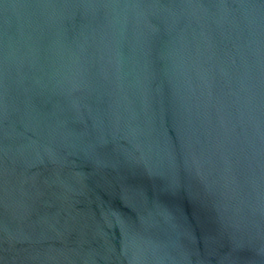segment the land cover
<instances>
[{
	"label": "water",
	"instance_id": "95a60500",
	"mask_svg": "<svg viewBox=\"0 0 264 264\" xmlns=\"http://www.w3.org/2000/svg\"><path fill=\"white\" fill-rule=\"evenodd\" d=\"M0 264H264V0H0Z\"/></svg>",
	"mask_w": 264,
	"mask_h": 264
}]
</instances>
